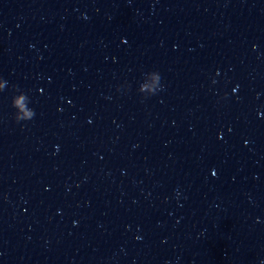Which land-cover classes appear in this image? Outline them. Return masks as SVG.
<instances>
[{"label":"water","instance_id":"95a60500","mask_svg":"<svg viewBox=\"0 0 264 264\" xmlns=\"http://www.w3.org/2000/svg\"><path fill=\"white\" fill-rule=\"evenodd\" d=\"M0 264H264V0H0Z\"/></svg>","mask_w":264,"mask_h":264},{"label":"clouds","instance_id":"9594fccd","mask_svg":"<svg viewBox=\"0 0 264 264\" xmlns=\"http://www.w3.org/2000/svg\"><path fill=\"white\" fill-rule=\"evenodd\" d=\"M15 103H16L17 105H19L20 100L15 101ZM28 115H30V113H25V116H28ZM17 119H18V118H17Z\"/></svg>","mask_w":264,"mask_h":264}]
</instances>
